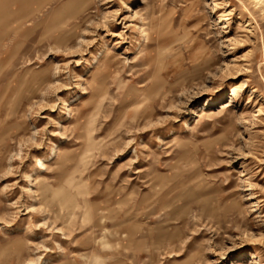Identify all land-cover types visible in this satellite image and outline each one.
<instances>
[{
  "label": "rangeland",
  "instance_id": "374dc122",
  "mask_svg": "<svg viewBox=\"0 0 264 264\" xmlns=\"http://www.w3.org/2000/svg\"><path fill=\"white\" fill-rule=\"evenodd\" d=\"M0 264H264V3L0 0Z\"/></svg>",
  "mask_w": 264,
  "mask_h": 264
},
{
  "label": "bare ground",
  "instance_id": "6f19581e",
  "mask_svg": "<svg viewBox=\"0 0 264 264\" xmlns=\"http://www.w3.org/2000/svg\"><path fill=\"white\" fill-rule=\"evenodd\" d=\"M258 2H259V3H264V0H258ZM129 10H132L131 5H130V9H129ZM133 10H134V9H133ZM243 85H244V84H243ZM238 91H239V90H238ZM235 92H236V91H235ZM227 106H228V105H227ZM257 254H258V253H257ZM258 255H259V254H258ZM258 255H255V257H254V259H253V262H254V263H255V262L258 263V262H257V256H258ZM259 263H260V262H259Z\"/></svg>",
  "mask_w": 264,
  "mask_h": 264
}]
</instances>
